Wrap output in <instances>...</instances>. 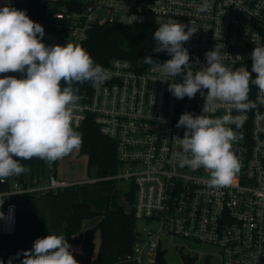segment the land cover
I'll return each instance as SVG.
<instances>
[{
    "label": "built area",
    "instance_id": "built-area-1",
    "mask_svg": "<svg viewBox=\"0 0 264 264\" xmlns=\"http://www.w3.org/2000/svg\"><path fill=\"white\" fill-rule=\"evenodd\" d=\"M42 1L56 6L51 16L59 20L62 45H81L95 26L118 23L158 28L177 21L198 30L183 44L194 71L207 66L205 53L217 46L223 63L249 72L256 47L252 40L264 45V0H212L205 13L197 11L203 0ZM13 2L0 0V7ZM66 34L70 40L64 43ZM155 47L152 53L157 62L171 58L166 52L153 51ZM104 69L107 79L92 84L88 100L77 93L73 127L78 129L92 116L101 132L116 141L117 172L89 181L128 180L130 191L135 187L134 216L143 222L132 252L111 264H156L169 235L217 246L222 264H256L257 257V264H264V104L258 101L264 93L250 85L248 98L256 102V108L237 113L225 105L209 114L221 117L230 111L242 121L240 127L228 125L237 135L232 150L240 170L231 185L211 189L207 187L210 173L203 168H181L173 156L175 137L183 138L186 130L176 127L181 114L200 115L205 96L198 92L192 99H176L168 90L169 82L160 81L164 77L151 65L137 70L128 59L113 58ZM174 82H182V76ZM0 184L6 185L0 190V235L16 233L21 202L73 185L56 175L47 180L24 179L23 173Z\"/></svg>",
    "mask_w": 264,
    "mask_h": 264
},
{
    "label": "clouds",
    "instance_id": "clouds-1",
    "mask_svg": "<svg viewBox=\"0 0 264 264\" xmlns=\"http://www.w3.org/2000/svg\"><path fill=\"white\" fill-rule=\"evenodd\" d=\"M211 7L212 0H203L197 11L205 13ZM197 31L177 21L161 24L153 34V51L166 52L171 58L159 63L146 56L142 61L159 71L164 77L160 81L169 82L168 90L176 99H192L198 92L205 96L200 115L181 114L176 127L186 130L183 138L175 137L177 150L173 156L181 168H203L210 173L207 187L215 189L231 185L240 170V161L232 150L237 135L228 125L240 127L242 121L230 111L221 117L209 114L225 105L237 113L256 108L248 94L250 85L264 93V45L252 40L256 47L251 53V72L247 68L233 70L223 63L217 46L205 53L207 66L194 71L183 44ZM44 35V27L30 19L26 10L8 3L0 7V74H25L24 78H0V183L28 170L21 160L39 158L50 167L79 149L82 134L73 127L78 88L73 85L91 81L96 86L107 79L106 70L95 64L81 45L49 46L43 42ZM178 75L182 76L180 83L174 82ZM258 101L264 104V96ZM70 249L64 235L49 234L37 238L32 249L17 252L8 264L21 255V264H79Z\"/></svg>",
    "mask_w": 264,
    "mask_h": 264
},
{
    "label": "trees",
    "instance_id": "trees-1",
    "mask_svg": "<svg viewBox=\"0 0 264 264\" xmlns=\"http://www.w3.org/2000/svg\"><path fill=\"white\" fill-rule=\"evenodd\" d=\"M56 11V6L42 0H27L26 14L35 22H42L45 25V35L43 42L46 45L61 44V30L58 26L59 20L53 19L52 14ZM157 28L131 26L124 24H105L95 26L89 38L81 43L92 56L94 63L106 68L113 58L128 59L137 70L144 69L148 64L143 63L146 56H151L155 44L153 34ZM61 86H65L63 81ZM84 100H88L92 92V82L75 84ZM82 134V145L80 151L88 155V171L95 173L97 177L113 175L118 170L116 157L117 143L115 140L104 135L92 116L83 122L76 129ZM59 160L49 167L46 162L39 158L21 160L20 163L30 169L31 176L27 177L23 173L24 179L43 180L49 179L57 173ZM102 189L111 192L113 180L97 181ZM6 185L0 184V190ZM135 187L127 194V199L132 205L131 211H126L122 206L116 208L107 207L102 211L95 210L92 205L79 198L74 197L73 208L69 214L63 215L64 230L53 232L48 227L47 219L40 222L35 220L31 223L30 231L27 233H15L12 235L0 236V261L8 264L9 258L15 257L17 252L32 249L33 242L37 238L46 237L49 234L64 235L71 245V251L79 264H111L119 260L124 255L132 252L134 244L138 239V220L133 213L135 203ZM54 195V193H50ZM30 199V198H29ZM29 199L25 201L27 209L32 212ZM23 203V202H21ZM99 216L100 220L94 226L83 231L84 221ZM100 232L101 242L96 250L94 236ZM79 246L80 249H75ZM167 249L160 248L156 264H171L167 260ZM23 256L13 259L12 264H21ZM184 264H197L195 255H183Z\"/></svg>",
    "mask_w": 264,
    "mask_h": 264
},
{
    "label": "rangeland",
    "instance_id": "rangeland-1",
    "mask_svg": "<svg viewBox=\"0 0 264 264\" xmlns=\"http://www.w3.org/2000/svg\"><path fill=\"white\" fill-rule=\"evenodd\" d=\"M11 6L19 10H26L27 0H14ZM66 38L62 40L64 43L70 40V35L66 34ZM4 75L16 78H24L25 76L24 73L9 72L0 74V78H3ZM55 175L72 182L73 185L61 188L54 195L33 196L30 198L32 212L28 211L25 202L21 203L17 209V233L29 232L33 220L40 222L48 218L49 223L51 222L52 226L54 225L53 227L56 228L53 232L63 231V214H69L72 211L76 194L82 200L90 202L93 208L98 211H102L107 207L116 208L119 206H122L126 211L132 209V205L127 199V194L130 191L129 181L124 179L114 180L111 192L103 190L101 184L90 183L89 180L96 179L97 175L89 173L88 157L81 153L80 148L59 160ZM26 176H31L30 169L26 171ZM87 222L84 223L85 226H87ZM138 225H143V222L139 221ZM98 234L99 232H97ZM162 246L166 247V257L171 264H184L183 255H195L197 264L223 263L221 251L215 245L198 243L180 236L169 235L163 241Z\"/></svg>",
    "mask_w": 264,
    "mask_h": 264
},
{
    "label": "crops",
    "instance_id": "crops-1",
    "mask_svg": "<svg viewBox=\"0 0 264 264\" xmlns=\"http://www.w3.org/2000/svg\"><path fill=\"white\" fill-rule=\"evenodd\" d=\"M87 157H88V155H87ZM70 186V185H69ZM32 198V197H31ZM29 203H30V199H29ZM90 203V202H89ZM21 204V203H20ZM19 204V205H20ZM31 204V203H30ZM91 204V203H90ZM19 207V206H18ZM93 207V206H92ZM63 215H65V214H63ZM49 219V218H48ZM47 219V221H48V227H49V229L51 230V231H55V229L56 228H54L53 226H52V224H51V222L49 223V220ZM99 220H100V217L99 216H97V217H95V218H91V219H87V220H85L84 221V223L86 222V221H88L87 222V226H85V224H83V231H85V230H87L88 228H90V227H92V226H94L95 224H97L98 222H99ZM63 221V220H62ZM64 223V222H63ZM17 225H18V222H17ZM64 230V229H63ZM16 232H17V228H16ZM99 232V231H98ZM27 233V232H26ZM99 238H100V240H99ZM94 241H95V244H96V250L99 248V245H100V242H101V236H100V232H99V234L97 235V233L95 234V236H94ZM75 249H80V247L79 246H75L74 247Z\"/></svg>",
    "mask_w": 264,
    "mask_h": 264
}]
</instances>
